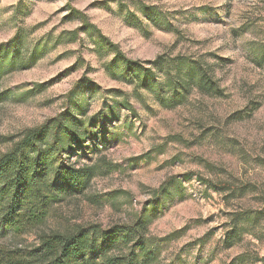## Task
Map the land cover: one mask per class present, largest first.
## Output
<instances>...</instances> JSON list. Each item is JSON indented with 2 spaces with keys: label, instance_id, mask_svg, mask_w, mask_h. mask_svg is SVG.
I'll list each match as a JSON object with an SVG mask.
<instances>
[{
  "label": "rangeland",
  "instance_id": "374dc122",
  "mask_svg": "<svg viewBox=\"0 0 264 264\" xmlns=\"http://www.w3.org/2000/svg\"><path fill=\"white\" fill-rule=\"evenodd\" d=\"M71 9L130 60L210 66L222 95L194 90L163 107L156 95L106 72L112 54L97 53L92 31L74 35L82 24ZM17 32L24 67L0 83V93L11 92L0 103V154L64 110L65 95L79 83L88 117L111 108L116 114L106 149L72 159L109 171L58 206L47 227L132 223L167 178L191 174L183 197L148 227L154 237L178 233L163 245L166 264H264V0H0V45ZM123 102L128 109L118 107ZM234 219L241 237L227 248Z\"/></svg>",
  "mask_w": 264,
  "mask_h": 264
},
{
  "label": "trees",
  "instance_id": "16d2710c",
  "mask_svg": "<svg viewBox=\"0 0 264 264\" xmlns=\"http://www.w3.org/2000/svg\"><path fill=\"white\" fill-rule=\"evenodd\" d=\"M71 12L82 24L74 35L92 31L97 36V53L112 54L106 72L134 90L156 95L163 107L183 103L194 90L207 96L222 95L210 66L183 58L166 62L161 56L153 61L130 60L82 12ZM22 48L19 32L0 45V83L6 75L24 67ZM258 59L264 63V52ZM30 60H36L34 52ZM42 87L34 89L40 91ZM82 89L80 83L75 85L65 95L64 110L24 131L8 151L0 154V264H166L163 245L178 233L159 238L150 235L148 227L169 203L183 197V185L193 177L191 174L167 178L152 192L132 223L64 229L46 225L58 206L83 196L102 169H110L108 164L72 162L106 149V126L116 119L112 108L107 114L100 111L88 117L86 101L79 99ZM10 95V91L0 93V103ZM118 107L128 109L129 104L123 102ZM151 154L149 151L144 158ZM201 183L214 192L224 191L207 181ZM238 221L234 219L232 229L226 232L227 248L241 237ZM28 235L34 241L23 244V237ZM175 260L168 264H175Z\"/></svg>",
  "mask_w": 264,
  "mask_h": 264
}]
</instances>
